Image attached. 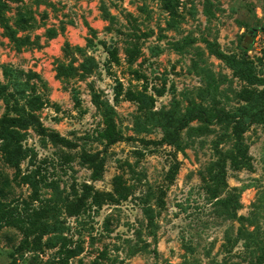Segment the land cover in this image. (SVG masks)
I'll list each match as a JSON object with an SVG mask.
<instances>
[{
    "label": "rangeland",
    "instance_id": "rangeland-1",
    "mask_svg": "<svg viewBox=\"0 0 264 264\" xmlns=\"http://www.w3.org/2000/svg\"><path fill=\"white\" fill-rule=\"evenodd\" d=\"M180 2L182 18L169 26L159 0H0V85L6 84L5 68L22 72V80L49 103L35 114L41 127L72 144L56 146L27 129L20 175L37 169L43 182L39 201L70 199L84 185L110 191L119 174L132 187L130 198L119 205L80 217L60 211L65 236L82 247L69 264H92L104 249V264H264V124L251 125L243 134L252 169L233 171L227 162L226 188L215 200L206 190L208 171L230 148L225 136L231 126L214 123L209 133L198 134L188 132L201 124L193 121L179 131L182 150L159 144L161 125L175 131L192 106L226 116L242 105L236 94L245 83L213 52L239 59V46L251 28L257 32L246 56L264 84V0ZM17 19L30 21L19 26ZM101 43L117 51V64H106ZM133 45L138 56L129 65L124 51ZM130 67L145 83L134 80ZM118 83L123 93L146 86L153 107L140 111L123 94L115 100ZM162 87L163 96L156 97L154 91ZM73 91L81 112L73 107ZM3 113L0 100V118ZM104 117L112 121L120 142L108 146L101 138ZM83 155L101 162L98 180L92 179ZM174 158L179 169L169 185L165 176ZM17 174L0 150V176L9 179L8 199L14 204L31 197ZM51 236L42 237L41 244ZM23 241L16 230L2 229L0 264H10L9 254ZM53 254L44 247L35 254L26 248L15 258L17 264H30L31 257L34 264H50Z\"/></svg>",
    "mask_w": 264,
    "mask_h": 264
},
{
    "label": "trees",
    "instance_id": "trees-1",
    "mask_svg": "<svg viewBox=\"0 0 264 264\" xmlns=\"http://www.w3.org/2000/svg\"><path fill=\"white\" fill-rule=\"evenodd\" d=\"M180 0H159L160 8L166 12L169 17V26H176L182 18L180 10ZM30 19H17L19 26H26ZM256 29L251 28L248 37L244 43L240 44L242 55L239 59L233 56H227L219 51H214L215 57L232 71L235 78L245 83L237 94L236 99L242 103L235 111L226 116L210 114L200 106H192L185 111L182 120L177 121L175 131H169L165 125H161L164 131L163 138L159 144L173 147L175 151L182 150L181 139L178 136L179 131L186 128L191 122L198 121L200 126L188 128V132L206 134L209 133L208 126L214 123H226L225 127L231 126V132L227 141H231L230 148L224 153H219L220 161L212 166L208 171L210 185L206 187L207 193L215 200L226 188L225 169L227 162L233 171H250L251 159L248 155V148L243 143V134L251 125L264 124V89L258 90L256 86L264 85L257 79L252 63L247 59L246 53L251 48L256 35ZM108 54L106 64H117L119 59L117 51L105 43H101ZM127 63L131 65L138 56L136 45L132 48L125 49ZM130 72L134 80L146 79L135 69ZM5 85H0V100L4 104V113L0 118V150L3 152L5 161L17 170L19 183L27 186L31 191L29 201H22L14 204L8 198L11 194L9 179L0 176V234L2 229H14L24 238L13 254H9L12 259L10 264H17L16 253H21L26 248H30L32 253H36L43 247L46 250H53L52 263L50 264H69V262L82 253V247L79 244H72L70 238L65 236L62 223L59 221L60 211L64 208L69 217H80L89 210H100L105 205H119L127 201L132 194V187L127 184L123 174H119L112 179V189L110 191H97L93 187L84 185L78 194L76 191L73 195L66 198H58L57 202L47 199L39 201L38 193L40 186L43 185L40 179L41 175L37 169H33L27 174L20 175L18 168L19 163L25 159L26 153L22 151L21 142L24 139V131L33 128L35 132L44 138H47L53 145L70 148L72 144L60 137L57 133L44 130L36 117V113L48 106V101L43 100L36 94L35 87L22 80L24 74L20 71L5 68L2 72ZM147 87L142 85V92H132L127 90L123 93L120 83L115 89V100H118L123 94V99L128 102H134L139 105V110L151 109L154 104V98L145 94ZM164 88L155 90L156 97H162ZM71 100L73 107L80 110L81 102L76 91L72 92ZM93 103L97 105L93 97ZM104 116V115H103ZM104 130L100 136L106 144L113 145L122 140L121 136L115 131V127L108 117L103 120ZM84 164L92 170V179L98 180L102 172V164L95 158L88 155L81 157ZM67 162L68 158H64ZM128 167H130L128 165ZM179 163L173 159L172 165L166 173V182L170 185L173 183L178 173ZM58 191V187L55 186ZM218 201V200H217ZM35 202H40L35 206ZM55 202V203H54ZM57 204H60L58 206ZM45 243L41 244L42 237L50 236ZM31 239L29 242L28 240ZM107 260L106 250H102L97 259L92 264H104ZM30 264H34V257L30 258Z\"/></svg>",
    "mask_w": 264,
    "mask_h": 264
}]
</instances>
